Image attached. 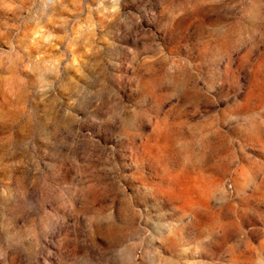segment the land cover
<instances>
[{"label": "rangeland", "instance_id": "1", "mask_svg": "<svg viewBox=\"0 0 264 264\" xmlns=\"http://www.w3.org/2000/svg\"><path fill=\"white\" fill-rule=\"evenodd\" d=\"M0 264H264V0H0Z\"/></svg>", "mask_w": 264, "mask_h": 264}]
</instances>
